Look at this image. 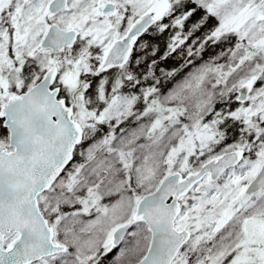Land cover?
I'll list each match as a JSON object with an SVG mask.
<instances>
[{
    "label": "snow or ice",
    "instance_id": "1",
    "mask_svg": "<svg viewBox=\"0 0 264 264\" xmlns=\"http://www.w3.org/2000/svg\"><path fill=\"white\" fill-rule=\"evenodd\" d=\"M0 264H264V0H0Z\"/></svg>",
    "mask_w": 264,
    "mask_h": 264
},
{
    "label": "trees",
    "instance_id": "2",
    "mask_svg": "<svg viewBox=\"0 0 264 264\" xmlns=\"http://www.w3.org/2000/svg\"><path fill=\"white\" fill-rule=\"evenodd\" d=\"M212 48L213 47H210L204 54H203V58H208V57H211L212 56ZM200 61L199 59L196 61L198 62ZM164 66L166 69H170L172 67H175V66H178V61L177 60H169V62L166 64V65H162ZM186 70V69H185ZM168 87V85L166 86ZM78 158V156L76 157V159Z\"/></svg>",
    "mask_w": 264,
    "mask_h": 264
},
{
    "label": "rangeland",
    "instance_id": "3",
    "mask_svg": "<svg viewBox=\"0 0 264 264\" xmlns=\"http://www.w3.org/2000/svg\"><path fill=\"white\" fill-rule=\"evenodd\" d=\"M224 47H226L225 45H219V46H213V48H212V56L211 57H208V58H203V61H207V60H209L210 58H212L214 55H216V54H218L220 51H221V49L222 48H224ZM202 61L200 60V61H198V62H196L197 64H199V63H201ZM188 70L186 69V70H184V72L186 73ZM181 77L180 76H177V79H180ZM172 86V84H168V87L170 88ZM77 161H79L80 160V157H78L77 159H76Z\"/></svg>",
    "mask_w": 264,
    "mask_h": 264
}]
</instances>
